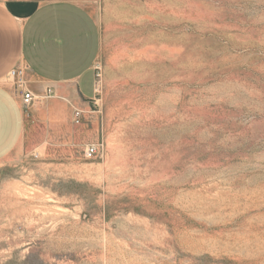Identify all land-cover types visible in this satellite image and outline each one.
<instances>
[{"label":"rangeland","instance_id":"obj_1","mask_svg":"<svg viewBox=\"0 0 264 264\" xmlns=\"http://www.w3.org/2000/svg\"><path fill=\"white\" fill-rule=\"evenodd\" d=\"M72 1L94 97L79 122L26 108L0 264H264V0Z\"/></svg>","mask_w":264,"mask_h":264},{"label":"crops","instance_id":"obj_2","mask_svg":"<svg viewBox=\"0 0 264 264\" xmlns=\"http://www.w3.org/2000/svg\"><path fill=\"white\" fill-rule=\"evenodd\" d=\"M100 48L98 23L79 2H0V161L23 148L29 137L11 70L26 68V88L38 99L37 110L47 115L85 110L94 97Z\"/></svg>","mask_w":264,"mask_h":264},{"label":"built area","instance_id":"obj_3","mask_svg":"<svg viewBox=\"0 0 264 264\" xmlns=\"http://www.w3.org/2000/svg\"><path fill=\"white\" fill-rule=\"evenodd\" d=\"M25 74H26L25 67L14 68L10 72V78L12 79L15 89L21 94L24 107L29 108L38 99L36 98L33 92H31L26 88ZM51 93L52 91L50 90L49 94ZM82 114H83L82 110L75 111L77 122H79L82 119ZM102 151H103V144L100 142H93L86 146V152L89 156L99 155L100 153H102Z\"/></svg>","mask_w":264,"mask_h":264}]
</instances>
